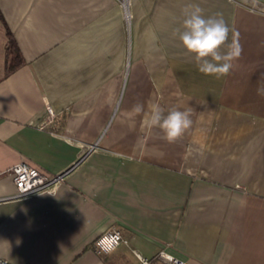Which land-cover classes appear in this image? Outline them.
<instances>
[{
  "label": "crops",
  "instance_id": "crops-1",
  "mask_svg": "<svg viewBox=\"0 0 264 264\" xmlns=\"http://www.w3.org/2000/svg\"><path fill=\"white\" fill-rule=\"evenodd\" d=\"M188 5L239 34L226 77L183 48ZM7 31L22 57L10 72ZM153 104L192 109L191 127L167 142L143 122ZM20 161L64 174L16 197ZM109 228L122 240L98 254ZM159 250L264 264V0H130L128 21L118 0H0V257L154 264Z\"/></svg>",
  "mask_w": 264,
  "mask_h": 264
},
{
  "label": "clouds",
  "instance_id": "clouds-1",
  "mask_svg": "<svg viewBox=\"0 0 264 264\" xmlns=\"http://www.w3.org/2000/svg\"><path fill=\"white\" fill-rule=\"evenodd\" d=\"M182 29L178 30V38L186 52L192 54L200 73L217 79L229 75L233 61L241 56L243 49L239 34L228 26L221 15L206 17L200 6L188 5L184 9ZM132 112L142 114L144 106L137 103ZM191 112L190 108L183 111L171 109L165 114L164 109L153 104L143 122L149 128H159L163 139L174 143L191 127Z\"/></svg>",
  "mask_w": 264,
  "mask_h": 264
},
{
  "label": "built area",
  "instance_id": "built-area-1",
  "mask_svg": "<svg viewBox=\"0 0 264 264\" xmlns=\"http://www.w3.org/2000/svg\"><path fill=\"white\" fill-rule=\"evenodd\" d=\"M129 1L118 0L123 9L124 19L129 20ZM47 118L54 116L52 108L47 105ZM12 181L15 186L14 196L25 197L27 195L49 189L62 176L63 172L49 175L27 162H17L11 167ZM122 240L121 233L116 228H109L101 232L93 242L94 251L98 254H107L116 248ZM139 264H151L150 260L136 252ZM157 262L154 264H191L188 260L175 257L165 250H159L156 254ZM0 264H12L6 258L0 257ZM34 264V263H24Z\"/></svg>",
  "mask_w": 264,
  "mask_h": 264
},
{
  "label": "trees",
  "instance_id": "trees-1",
  "mask_svg": "<svg viewBox=\"0 0 264 264\" xmlns=\"http://www.w3.org/2000/svg\"><path fill=\"white\" fill-rule=\"evenodd\" d=\"M7 32H8V40L6 43V53L7 56L8 57L10 56V58L12 59L10 62L7 63L6 72H10L14 70L19 64L22 63V57L17 47L15 39L13 38V36L9 31Z\"/></svg>",
  "mask_w": 264,
  "mask_h": 264
}]
</instances>
